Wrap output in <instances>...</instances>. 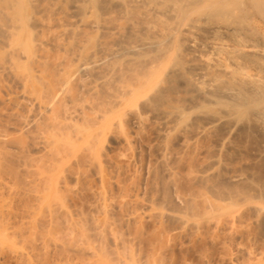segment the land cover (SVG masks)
Masks as SVG:
<instances>
[{
	"label": "bare ground",
	"instance_id": "1",
	"mask_svg": "<svg viewBox=\"0 0 264 264\" xmlns=\"http://www.w3.org/2000/svg\"><path fill=\"white\" fill-rule=\"evenodd\" d=\"M263 25L264 0H0V72H2L1 75L11 77L20 87L21 91L18 93V96H16V105L19 106V110L13 115L15 116L14 118H16V120H14L19 124L17 127L20 128L17 129L23 134L30 135L33 142L35 141L34 143L36 146L33 145L39 150L40 154L38 157H35V161L33 159L31 160L29 156L26 157L24 154L28 168L34 166L33 169L36 168L34 169L35 172L43 174L41 181L44 180V182L56 173L57 176L54 175L55 178L53 177V183L57 186V183H59V180L64 176L67 170H72L74 165L78 168L89 166V169H92V172L96 176L95 180H97V183L100 182V186H102V191L98 190L99 192H94L95 199L97 200V206L94 208L97 207V211L98 209H102L103 213L100 214H104L105 212L106 217L103 219V217L98 216V218H102L103 220H95L92 216L93 214L89 216L88 214L87 216L85 215L86 218L89 219L88 222H90V224L87 222L85 226L88 219H85L84 222L79 219L85 226L83 229H80L84 226L77 221L78 217L75 222L74 219L71 218V220L67 221L70 224L69 227L75 223L73 227L77 224L76 229L81 230L79 232H83L81 241H84L86 238H88L86 241L89 240L88 243L92 240L96 241L95 239L100 241L101 238L107 236L105 239L111 241H109L110 244L108 243L109 245L106 246L108 248H104L103 245L100 246L101 243L99 246L95 243L94 245L92 242L86 245L80 242V240L78 244L76 241L79 238L77 237L76 240V238H72V236V243L70 244V240L68 243L65 241L64 243L66 245L62 240L58 239L59 236L57 237L58 243L55 242L56 238H54V242L58 246L57 248L62 246V248L68 249L67 247H72L77 244V246L69 248V252L77 253V251H79L82 254H86L87 257L91 256L93 257L91 259H96L93 264H99L100 262L101 264L107 262V264H109L111 258H109V261L108 257L111 254L108 252L111 251H107V249H109L110 246L114 248L111 247L110 249L117 253V255L114 254L116 258L118 256L117 259L120 264H157L159 260L162 263L164 262L161 259L163 255L160 254L164 252V248H166L167 252L169 247H167V245H165L166 247L164 246L165 240H160L162 234L161 229L158 231L160 232L158 236L160 239H158L156 238L157 231L154 232L155 235L154 237L151 236V238L150 235L147 236V231L144 230L146 226L144 228L136 226L135 228H131L133 230L137 228V230H134L135 234L133 239H131L129 233L133 230L130 229L132 224L129 220L130 218H128V220L131 224L125 221L129 224V232L126 227L128 234H126V231H124L125 233L123 232V234L119 231L120 234L117 231L118 228L117 230H115L116 228L113 230L112 223L110 224L111 219L108 220L109 216L107 217L109 214L111 218V213L114 212H111V210H109L110 212L107 211L110 205L108 202L111 200L109 197L110 193L109 195L107 193L109 192L107 190L108 185L113 184L114 186V183H109L108 173L110 170H107L109 161L108 150L110 149L109 146H111L109 141L112 142V138L115 139L118 137V134L119 137L122 134L123 136L121 135L120 138H122V142L125 143V147L133 151L132 146L135 137H131V133L127 134L125 129H128L127 127L131 126L130 124L132 122L141 134L147 128L144 129L145 125L148 124L150 120L156 119V121L161 120V122L158 121L159 127L156 129L159 135L157 132L156 133L164 139V142L163 139L162 141L157 139L160 140L162 144L161 150L163 152L162 155L158 154L159 158L160 156L163 158V161L160 162L164 164V173L166 171L167 175L166 173L165 175L168 180L166 178L162 179L166 176L163 175L162 177V174L158 175V169L156 168L155 170L154 166L153 169L157 174H153L154 178L151 180H156V178L162 179L163 181L166 180L163 186V182H161L162 184L160 185V190L164 194V196L162 194L163 200L161 196L160 199L163 202H155L158 199L154 194L156 196L155 201L151 198L146 199V197H144L145 199L142 198L144 200L138 199L135 204L139 205L140 209L141 207L142 209L143 207L146 209L150 207H152V209H157L156 207L160 206L159 213L154 214L153 211L155 209L153 211L151 210L153 215L151 212L148 213L151 214L152 218L154 215L161 217V226L163 227L168 223H165L167 218L175 221L177 224L175 222L173 223L176 225L180 223L181 232H188L187 230H189L196 231L198 234L200 233L202 235L205 233H212L215 236L222 237L223 240L220 238V241L222 240L221 242L223 245L230 246H227L228 249L225 247V253L229 254L230 252V254L229 256L226 255L228 257L225 259L224 263L264 264V181L260 180L257 184V182H252L248 177L247 180H250L248 183V181L245 180L246 178L243 179L244 177L242 178L240 175L234 173H232L234 175H231L228 182L221 180L222 177L220 178V174L223 170L222 168L223 166L226 168V166L223 163L224 160L217 156L219 154L215 155V153L223 152L224 149L230 146L227 144V141L230 139L225 138L226 135L224 138L222 134V136L220 135L221 138L217 136L219 142H216V147L212 146L213 144L211 145L216 152L213 151V148L207 151L209 153L208 155H211V157L208 158V156L206 157L204 155L208 158V160L205 158L206 163L202 161V159L200 165L198 161L200 157L198 156H202L203 154H198L199 149L196 150V146L198 145H196V142L200 140L197 137L200 138L203 136V138H206L207 134L209 132L211 133L212 130L214 131V129L215 131L218 129V134L219 131L223 130V132L228 133V135H232L235 131L240 130H246L245 132L250 134L253 132L255 134L259 133L261 135H259V137H263L262 143L264 145V32L262 31L264 27H261ZM10 88L12 89V87ZM154 121L152 120L151 122ZM4 125L0 124V145H2L7 138V130L3 129L5 128ZM148 127L150 126L148 125ZM136 129L132 130L136 132ZM140 130H142V132ZM172 132H176L181 142L177 141L176 134L171 136ZM191 132L196 136L193 134L189 136L187 134H191ZM136 133L138 134V132ZM186 135L189 140H185L187 138ZM252 136L254 137L253 134ZM168 137H175L176 141L179 144L183 143L184 146H187L186 143L189 141H196L195 144L194 141L193 144L189 142L191 146L188 145L187 148L184 147L183 149V151H185V149L188 150L190 147L189 149H191V151L194 150L191 153L190 150H186L189 154L185 151L188 156L192 154L190 155L191 162L188 166V173L186 171L187 176L190 178L187 177V179L191 182L192 191L190 188V194H188L189 192H187V194H185L186 192L183 194L182 192L178 193L179 191L177 188L175 189V187H177L176 177L178 172L176 169L174 170L173 164L171 163H175L177 157V161L181 162L180 156L183 152H180V156H173L174 144L178 143H174L175 140L173 138V143L170 141L172 145H174L173 148L168 141L172 138L167 139ZM189 137H192L191 139L193 140ZM201 140L203 141L202 138ZM204 141L207 142V140ZM165 142H167V144H165ZM258 143L260 144V141ZM26 145L20 144L21 147H19V149L22 153H25L24 149L27 148ZM152 145H154V142ZM158 145L160 146V144ZM193 145L195 146L192 149ZM201 145H203V143ZM182 146L181 144V149L183 148ZM3 147L0 146V148H3V151L0 149V152L4 153L5 151L4 154H9L10 151H8L4 145ZM207 147L209 146L207 145ZM207 147L205 146L206 149H208ZM5 148L7 152L4 150ZM232 148L235 149L234 146ZM170 150L173 151L171 152ZM176 151L178 152L179 150ZM211 151L214 152V154L212 153L213 155L210 154ZM199 153H201V151H199ZM231 153L233 154V152ZM193 154H195V156ZM2 155L0 154V158ZM5 156L3 157L5 158ZM9 156L6 157L11 160L10 158L12 157L11 155ZM182 156L184 159V155ZM186 159L187 157L185 156V161ZM231 159L232 158H230V161ZM30 160L32 162H30ZM170 160H173V162H170ZM197 162H199V165ZM32 163L35 164L31 165ZM120 164L119 162V165ZM124 164L119 168L118 175L125 170ZM129 164H131V162ZM160 164L162 165V163ZM128 165L127 167L130 166ZM176 165L179 166V164ZM246 167L244 169H246ZM83 169L84 168H82V170ZM235 170L237 171V169ZM152 173H154V171H152ZM253 174L252 172V175ZM155 175H157L156 178ZM38 178L40 177L38 176ZM64 178L65 177H63V179ZM131 178L134 180L133 177ZM137 180L139 179L137 178ZM91 181L92 183L94 182L93 180ZM120 181L119 184H117L120 189L122 188L121 191H125V187L128 185L125 183V186L122 184L123 182ZM143 181L141 180V182ZM180 181L179 184L181 183ZM256 181H258V179ZM61 182H63V180ZM251 182L253 184L255 183V185H249ZM243 183L248 184L243 185ZM157 184L158 182L156 186ZM193 184L194 186L196 185L194 189ZM106 186L107 191L105 190ZM96 187L93 189L95 190ZM143 189L145 190V188ZM128 190H130V188H128L127 191ZM156 191L159 190L157 189ZM127 194L124 196H127ZM138 197H140V195ZM118 204L120 203L118 202ZM122 204H124V202ZM122 204H120V206ZM130 204H127V206ZM113 208L114 207H112V210H114ZM134 208H136V206ZM63 211L65 212V210ZM69 211L70 209L68 212ZM79 214L82 213L80 212ZM51 215L54 214L52 213ZM57 215L59 217L61 214L57 212L54 216L57 218ZM144 216L147 217V215ZM119 218L121 217L119 216ZM162 218H165V221ZM93 219L95 220L93 223L98 222L97 224H92L94 227H91ZM144 219L146 220V218ZM137 220L139 221V217L135 221L137 222ZM55 221V218L54 221L53 218H51V222H49V220L47 222H49L48 225L51 223L53 225ZM47 222L45 225H47ZM58 222L56 221V224L61 225L62 221L60 220V222ZM9 223L10 222H7V224ZM122 223L124 222H121V224ZM163 223L165 224L162 225ZM4 224H6V222ZM127 224L125 226H127ZM110 225L112 226L111 228ZM116 225L114 227H116ZM123 225L124 224H122V226ZM3 226L6 227L7 225ZM89 226L93 229H87ZM55 227L54 225V228ZM60 227L61 226L58 228L57 226L56 228L61 230ZM73 227H71L72 229L69 228V230H71L69 234L72 233V230L73 233L78 232L74 231L75 228L73 229ZM163 227L161 228L163 229ZM67 228L64 230L67 231ZM122 228L123 227H121V229ZM84 229L86 232L83 231ZM181 229H179V231ZM51 230L49 229L50 234ZM175 232H171L173 236L171 234L170 238L172 239L173 237L174 242L175 237H177ZM73 233L71 235H73ZM66 234H68V231ZM165 234L168 235L169 233ZM165 234H163L162 237L165 236ZM213 236L211 235V237ZM84 237L85 239L83 240ZM179 237L180 236H178V238ZM153 238L157 241L156 243ZM178 238L176 240H178ZM151 239L154 242H151ZM257 239H261V245L257 244ZM73 240L76 244L73 243ZM59 241L62 242L60 243ZM136 241H138V243ZM170 241L171 240H169V242ZM216 241L218 242V239ZM171 242V244L174 243L173 239ZM59 243L62 245L60 246ZM146 243H152V246L150 247V245H147L145 247ZM153 243L156 245L157 243H161L162 246L159 244V247L156 248ZM67 244H69V246ZM81 244L83 247L86 245V248H82ZM166 244L169 243L166 242ZM56 245H54L55 248ZM142 246H144L145 249H152L145 254V250H143ZM76 247L78 249H76ZM229 248L230 251L228 252L227 250H229ZM71 249L74 250L72 251ZM104 249L106 250L107 256L103 251ZM160 249L164 250H161V252ZM79 252L78 254H81ZM158 255L161 256L159 259ZM226 256L224 257L226 258ZM164 257L165 256L162 258ZM196 263L197 262H192V264Z\"/></svg>",
	"mask_w": 264,
	"mask_h": 264
},
{
	"label": "rangeland",
	"instance_id": "2",
	"mask_svg": "<svg viewBox=\"0 0 264 264\" xmlns=\"http://www.w3.org/2000/svg\"><path fill=\"white\" fill-rule=\"evenodd\" d=\"M262 28L264 27V25L263 26H261ZM262 31L264 32V28L262 29ZM1 73L2 72H0V76H1V78H0V124H2V125H4V127L5 128H3L4 130H7V132H6V134H7V138L5 139V141H4V143H2V145H0V146H2L3 147V145L7 148V150L8 151H10L9 152V154L7 153V154H4L5 153V151H4V153H1L0 152V154L2 155V154H4V155H2V160H1V158H0V220H1V222H0V264H93V262H95V260H93V259H91V258H93V257H91V256H88L87 257V255L86 254H84V256H83V254L81 253V252H79V251H77V253L76 252H69V248H73V247H75V246H77V244L76 243H74L75 241L73 240V243L74 244H76V245H74V246H70V247H67L68 249H66V248H62V244H60L62 241H63V243L66 241V243H68L69 242V240L71 241V239L72 238H76V240H77V237L79 238L76 242L78 243L79 242V240H80V242H82L83 244H90V242H92L93 244L95 243V244H97L98 246L100 245V243H101V245L100 246H104V248L106 247V246H108L110 243H109V241H107L108 239H105V238H107V236L105 237V238H101V240L99 241L98 239H95L96 241H90L89 243H88V241H86V239H88V238H86L85 239V237L83 238V240L84 241H81L82 240V237L81 236H83V232H79V231H81V230H79V229H76V225H75V227H73L74 226V224H73V221H72V226L71 227H73V229L75 228V230L74 231H78L77 233L76 232H74L73 233V230H72V233H73V235H71V234H69L70 233V231L71 230H69V228H71V227H69L70 226V224H69V220H71V219H74V222L77 220L76 218L78 217V220L77 221H79V223L82 225L83 223L82 222H84L85 221V219L87 220L88 218H86V216H87V214H88V216L89 215H92L94 218H95V220L97 219V220H101L102 218H98V216H100V217H103V219L106 217V215H105V212H104V214H100V213H103V211H102V209H98V211H97V207L96 208H94L95 206H97L96 205V197H95V193L96 192H99L98 190H100V191H102V189H101V187L102 186H100V182H98L97 183V180H95V178H96V176H95V174L92 172L93 170L92 169H89L90 167L89 166H83V167H76V165H74V169L72 168V170H67V172L64 174V176L63 177H65L64 179H63V177L62 176H60V177H62L60 180H59V183H57L58 185L57 186H59V187H57L56 186V184L55 183H53V177L55 178V176H57L56 175V173H54L51 177H49L47 180H46V182H44V180H42L41 181V177L43 176V174L42 173H37V172H35V170L34 169H36V168H34L33 169V167H30V164H29V167L30 168H28V165L26 164V159H25V155H26V157L27 156H29V157H31V160L33 159L34 161H35V157L37 156H39L40 154H39V150L37 149V148H35V146H36V144L33 142V140H32V138H31V136L30 135H28V134H23L22 132H20L18 129L20 128V127H17V126H19V124H17V121L15 122V120H16V118H14L15 116H13V115H15L17 112H18V110H19V106L18 105H16L17 103H16V96H18V93L21 91L20 90V87L18 86V84L11 78V77H6L5 75H1ZM3 77V78H2ZM5 79V80H4ZM4 82V83H3ZM7 84V85H6ZM14 84V85H13ZM13 86H15V87H13ZM8 87V88H7ZM10 87H12V89L10 88ZM10 88V89H9ZM16 89V91H15V89ZM13 90V91H12ZM10 91V92H9ZM15 91V92H14ZM16 93V94H15ZM9 94V95H8ZM7 96H9V97H7ZM14 96V97H13ZM11 97V98H10ZM10 98V99H9ZM9 99V100H8ZM14 101H13V100ZM12 101V102H11ZM15 103V104H14ZM12 105V106H11ZM15 105V106H14ZM15 109H14V108ZM12 108V109H11ZM12 114V115H11ZM12 116V117H11ZM10 118V119H9ZM3 119V120H2ZM15 119V120H14ZM9 120V121H8ZM154 121V122H151V121ZM152 120H150L149 122H148V124H146L145 125V127H144V129H145V131H143L142 132V130H144V129H142V130H140L142 133L140 134L139 133V131L136 129L137 127H135V124L133 123L132 124V122H131V126H129V127H127L128 129H125L126 130V133L128 134V133H131V137H135V139L134 138H131V139H134L133 140V146H132V148H133V151H131L130 149H127L125 146L126 145H124L125 143H123L122 142V138H120L121 137V135H120V137H119V134L117 135L118 137H116L115 139L114 138H112V142L111 141H109L110 142V145L112 146H109V150H108V154H109V161H108V171H109V173H108V178H109V180H110V182L109 183H114V186H113V184H109L108 185V189H107V186H106V188H105V190L107 189L109 192H107L108 193V195H109V193H110V195H109V197H110V199L111 200H109V208H107V211L108 212H110L109 210H111V212L112 211H114V212H112L111 213V216L113 217V220H112V217L110 218V215L108 214L107 215V217L109 216V219L108 220H110L111 219V221H110V224L113 226H111L110 225V228L112 227L113 228V230H114V228H116L115 230H117V228H118V232L120 231V232H122V234H123V232L124 231H126V229L129 227V224H127L126 222L128 221L129 222V220H130V222L132 223H130L131 224V226H130V229L131 228H135L136 226L137 227H145L144 228V230L145 231H147L146 233H147V236H149L150 235V237L151 236H153L154 237V235H155V231H159V229H161L162 230V234H161V239H160V237L158 238V236H159V233L160 232H158L157 233V235H156V238H158V239H160V240H165L164 241V246L165 245H167V247H169L168 248V250H167V252H166V248H164L163 250H164V252H162L163 250L162 249H160V251L162 252V254H160V252L158 251V253L160 254V255H163V256H165L164 258H162L161 256H159L158 255V259H159V257H161V259H162V261H164L163 263L162 262H160V260L158 261V263H162V264H192V262H197L196 264H227V262L226 263H224L225 262V259H227V257L229 256V254H230V248H229V250H227L228 252H229V254H227V253H225L226 251H225V247H230L229 245H223V243L221 242L222 240H223V238L222 237H218V236H215L214 234H212V233H205V234H198V232H196V231H189V230H187L188 232H181L182 231V229H181V225H180V223L178 224V225H176L177 223L175 222V221H172V220H169V219H167L166 218V222L165 223H167V224H165V223H163L162 225H164L165 224V227H163V226H161V217H159V216H156V215H154V217L152 218V216H151V214L153 215V212H154V214H156V213H159V211H160V206H158V207H156L157 209H155V208H153L152 209V207H150V208H148V209H146V208H144L143 207V209H142V207H141V209H140V206L139 205H137V204H135V203H137V200L138 199H140V200H144L145 198L144 197H146V199H149V198H151V199H153L154 201H155V199H156V196H157V199L159 200H156L155 202H160V203H162L163 201V197H162V194H163V192L160 190L161 189V182H163V184H162V186L164 185V183L166 182V180L165 181H163L162 179H167V173H166V171H165V173H166V175H165V173H164V164H163V162H160V161H163V158L160 156V158H159V154L160 155H162L163 154V152H162V144H161V142H160V140L162 141V139H163V137H161V136H158L159 135V132H157L156 131V129H158V124H159V122H161V120L159 121V120H157L156 121V119H152ZM159 121V122H158ZM8 123V124H7ZM150 123V124H149ZM154 124H155V126H154ZM132 125H134V126H132ZM148 125L150 126V127H148ZM157 126V127H156ZM132 127H135V128H132ZM18 128V129H17ZM136 129L137 131L136 132H138V134L134 131V130H132V129ZM149 128H150V130H149ZM153 128V129H152ZM155 128V129H154ZM127 130H128V132H127ZM130 130V131H129ZM149 130V131H148ZM217 131H218V129H216ZM133 131V132H132ZM151 131V132H150ZM154 131H155V133H154ZM213 131V130H212ZM211 131V133L209 132L208 134H207V137L205 138H203V136L202 137H197L198 139H200V140H197V139H195V140H197L198 142H196V141H194L193 139H191L190 137V139L191 140H193L194 141V144H195V142H196V150H198V154H200V155H202V156H198V157H200L199 159H198V161L200 162V165H201V160L202 161H204L205 163H206V160H205V158L208 156V158H210L211 157V155H208L209 153L207 152V151H209V150H211L213 147L212 146H214V147H216L215 146V144H217L219 141L217 140V136L218 137H220L221 138V136L222 135H224L223 136V138L225 137V135H226V137L225 138H229L230 140H228L229 141V143H228V141H227V144H229L230 146L228 147V148H226V149H224V151L223 152H216L215 150H214V148H213V151H215L216 153H215V155L216 154H219V155H217L218 157H220L222 160H224L223 161V163H224V165L226 166V168H224V166H223V170H222V172H221V174H220V178L222 177V179L221 180H223V181H226V182H228V179H230V177H231V175H234V174H238V175H240L243 179H245L246 181H248L247 180V178L248 179H250L252 182L253 181H255V183L257 182V184H258V182L261 180V181H264L263 180V178H264V145H263V137L261 138V137H259V133H256L257 134V136H256V134L253 132V133H246L245 131L246 130H240V131H235L232 135H228V133H226V132H223V130H221V131H219V134L217 133V131H215V129H214V131L212 132ZM158 133V135H157V133ZM214 132H215V134H214ZM120 133H123V132H120ZM137 135V138H136V135ZM224 133V134H223ZM145 134V135H144ZM155 134V135H154ZM173 134H176V132H172V135L171 136H173ZM189 136L190 135H192L193 134V132H191V134L190 133H187ZM214 134V135H213ZM222 134V135H221ZM235 134H236V137H235ZM239 134H241V135H239ZM252 134L254 135V137L252 136ZM133 135H135V136H133ZM151 135V136H150ZM170 135V134H169ZM194 135V134H193ZM213 135V136H212ZM216 135V136H215ZM221 135V136H220ZM238 135V136H237ZM123 136V135H122ZM154 136V137H153ZM175 136V135H174ZM178 135L176 134V138L178 139L177 141L178 142H181L180 141V139L177 137ZM194 136H196V135H194ZM194 136H193V138H194ZM205 136V135H204ZM230 136V137H229ZM234 136V137H233ZM261 136V135H260ZM263 136V135H262ZM148 137V138H147ZM150 137H151V139H150ZM161 137V138H160ZM186 139L185 140H189L188 139V136L186 135ZM233 137V138H232ZM255 137H257V138H255ZM259 137V138H258ZM169 138H172V139H169ZM173 138H174V143H178L177 141H176V138L175 137H168L167 139H169L168 141L170 142H172L173 143ZM196 138V137H195ZM201 138L203 139V141L201 140ZM222 138V139H223ZM231 138H232V141H231ZM244 138V139H243ZM251 138V139H250ZM115 141H114V140ZM141 139V140H140ZM157 139H160V140H157ZM167 139H166V141H167ZM211 139V140H210ZM219 139V138H218ZM240 139V140H239ZM257 139H259V140H257ZM8 140V141H7ZM117 140V141H116ZM119 140V141H118ZM136 140V141H135ZM138 140H139V142H138ZM204 140H207V142L206 141H204ZM213 140V141H212ZM219 140H221V139H219ZM253 140V141H252ZM141 141V142H140ZM167 141V142H168ZM193 141H189V142H192V144H193ZM202 142L203 143V145H201L202 143H200V142ZM212 141V142H211ZM218 141V142H217ZM256 141H260V144L258 143V142H256ZM29 142H31V143H29ZM120 142V143H119ZM147 144H146V143ZM153 142H154V145H152L153 144ZM158 142V143H157ZM160 142V143H159ZM163 142H164V139H163ZM167 142H165V144H167ZM170 142V143H171ZM187 142V141H186ZM186 142H184V143H186ZM189 142H187L186 143V145L187 146H184V144L183 143H178V144H174L175 145V148L173 147L174 145H172V143H171V145H172V147L174 148L173 150H170L171 152L173 151V156H180V154H181V162H178L177 160H178V157H177V160H175L176 162L175 163H171V164H173L172 166L174 167V170L176 169V171L178 172L177 174V177H176V186L177 187H175V189L177 188V190L179 191L178 193H180V192H182V194L184 193V192H186L185 194H187V192H189V189L191 188V182H190V178H189V176H187V173H188V166H189V164H190V162H191V156L190 155H192V154H190L189 156H188V154H189V152H187L188 150H190V153L191 152H193L194 150H192L191 151V149H189L188 148V150L187 149H185V151L188 153L187 155H186V152L185 151H183V149H184V147H188V145H189ZM214 142V143H213ZM217 142V143H216ZM237 142V143H236ZM144 143V144H143ZM150 143H152V144H150ZM208 143V144H207ZM232 143V144H231ZM257 143V144H256ZM1 144V143H0ZM20 144H24V145H26L27 146V148L26 149H24L25 151V153H22L21 152V150L19 149V147H21L20 146ZM29 144V145H28ZM35 146H34V145ZM155 144H156V146H155ZM158 144H160V146L158 145ZM183 145L182 147V149H181V147H180V145ZM213 144V145H212ZM237 144V145H236ZM242 144V145H241ZM109 145V144H108ZM119 145V146H118ZM139 145V146H138ZM171 145L169 144V147L171 148ZM178 145H179V147H178ZM207 145L209 146V147H207ZM212 145V146H211ZM260 145V146H259ZM29 146V147H28ZM154 146H155V148H154ZM163 146H164V144H163ZM189 146H191V145H189ZM194 146L195 145H193V147H192V149L194 148ZM205 146L208 148V149H206L205 148ZM234 146V148L236 149H233L232 147ZM24 147V146H23ZM116 147V148H115ZM135 147V148H134ZM153 147V148H152ZM158 147V148H157ZM159 147H161V148H159ZM177 147V148H176ZM201 147H203V148H201ZM255 147V148H254ZM4 148V147H3ZM3 148H0L1 150L3 149ZM6 148L4 149V150H6ZM31 148H33V149H31ZM118 148V149H117ZM125 148V149H124ZM157 148V149H156ZM241 148H242V150H241ZM262 148V149H261ZM31 149V150H30ZM37 149V150H36ZM116 149V150H115ZM138 149V150H137ZM140 149V150H139ZM181 149V150H180ZM231 149H233V150H231ZM7 150H6V152H7ZM123 150V151H122ZM129 150H130V152H129ZM137 150V151H136ZM176 150H179L178 152L176 151ZM204 150H205V152H204ZM227 150H230V151H227ZM3 151V150H2ZM38 151V152H37ZM110 151V152H109ZM125 151H126V153H125ZM155 151V152H154ZM160 151V152H159ZM199 151H201V153H199ZM236 151V152H235ZM245 151V152H244ZM124 152V153H123ZM134 152V153H133ZM141 152H142V154H141ZM176 152H177V154H176ZM181 152V153H180ZM195 152H197V151H195ZM194 152V153H195ZM203 152V153H202ZM226 152V153H225ZM229 152V153H228ZM231 152H233V154L231 153ZM12 153V154H11ZM14 153V154H13ZM29 153V154H28ZM36 153V154H35ZM113 153V154H112ZM122 155H121V154ZM132 153V154H131ZM157 153V154H156ZM159 153V154H158ZM204 153H206V154H204ZM214 154V152H212L211 151V153L210 154ZM228 153V154H227ZM248 153V154H247ZM17 154V155H16ZM25 154V155H24ZM30 154H33V155H30ZM196 155H198L197 153H195ZM195 154H193L194 156H195ZM212 154V155H213ZM235 154V155H234ZM245 154V155H244ZM247 154V155H246ZM252 154V155H251ZM8 157L9 155H11V157L12 158H10L11 160H9V158H7L6 156ZM15 155V156H14ZM126 157V158H128V159H126L124 156ZM133 155V156H132ZM172 155V154H171ZM182 155H184V159H183V156ZM206 157H205V156ZM228 155V156H227ZM234 155V156H233ZM240 155V156H239ZM3 156H5V158H7V159H5ZM15 158H14V157ZM18 156V157H17ZM34 156V157H33ZM111 156V157H110ZM119 156V157H118ZM142 156V157H141ZM158 156V157H157ZM185 156L187 157V159H186V161H185ZM233 156V157H232ZM236 156V157H235ZM262 156V157H261ZM10 157V156H9ZM28 157V158H29ZM33 157V158H32ZM121 157V158H120ZM122 157H123V159H122ZM156 157H157V159H156ZM171 157V156H170ZM197 157V156H196ZM195 157V158H196ZM225 157V158H224ZM242 157V158H241ZM256 157V158H255ZM261 157V158H260ZM3 158H4V160H3ZM119 158V159H118ZM130 158V159H129ZM155 158V159H154ZM161 158H162V160H161ZM190 158V159H189ZM208 158H206L207 160H208ZM230 158H232L231 159V161H230ZM236 158V159H235ZM241 158V159H240ZM251 158V159H250ZM141 159V160H140ZM160 159V160H159ZM170 159H172V158H170ZM188 159H189V162H188ZM235 159V160H234ZM238 159V160H237ZM24 160H25V162H24ZM30 160V162H32ZM114 160V161H113ZM127 160V161H126ZM133 160V161H132ZM148 160V161H147ZM210 160V159H209ZM243 160H244V162H243ZM3 161H5V162H3ZM41 161V160H40ZM113 161V162H112ZM117 161V162H116ZM121 163L120 165H119V162ZM151 161H153V162H151ZM252 161V162H251ZM2 162V163H1ZM131 162V164H129ZM150 162V163H149ZM155 162V163H154ZM170 162H173V160L171 161L170 160ZM184 164H183V163ZM188 162V163H187ZM199 162H197V164L199 165ZM208 162V161H207ZM236 164H235V163ZM246 162V163H245ZM256 164H255V163ZM4 163V164H3ZM43 163H44V161H43ZM117 163V164H116ZM125 163V164H124ZM133 163H135V164H133ZM160 163H162V165L160 164ZM186 163V164H185ZM253 163V164H252ZM9 164V165H8ZM35 164V163H34ZM33 163L31 164V165H34ZM42 164V163H41ZM124 164V166H125V170H120V171H122L119 175H118V172H119V168L122 166ZM130 167H127V165ZM147 164V165H146ZM176 164H179V166L178 165H176ZM203 164V163H202ZM248 164H250V165H248ZM258 164V165H257ZM118 165V166H117ZM133 165V166H132ZM138 165H140V166H138ZM158 165V166H157ZM176 165V166H175ZM180 165H183V166H180ZM184 165H186V166H184ZM234 165V166H233ZM236 165V166H235ZM245 165V166H244ZM251 165H253V166H251ZM261 167H260V166ZM5 166V167H4ZM112 166V167H111ZM123 166V167H124ZM155 167V170H156V168L158 169L157 170V172H158V175H161L162 177H163V175H165L166 177H164V178H162L161 176H158V177H161L162 179V181L160 180V179H158V178H156V176L157 175H155V178H156V180L155 179H153V180H151L152 178H154V175L153 174H157V173H155V170L153 169L154 167ZM162 166V167H161ZM247 166V167H246ZM250 166V167H249ZM257 166V167H256ZM259 166V167H258ZM7 167V168H6ZM133 167V168H132ZM135 167H136V169H135ZM179 169H178V168ZM222 167V166H221ZM231 167V168H230ZM246 167V169H244ZM253 167V168H252ZM256 167V168H255ZM5 168V169H4ZM32 168V169H31ZM82 168H84L83 170H82ZM88 168V169H87ZM113 168V169H112ZM141 168H142V170H141ZM149 168H151V169H149ZM240 168H241V171H240ZM115 169V170H114ZM148 169V170H147ZM153 169V170H152ZM227 169V170H226ZM235 169H237V171L235 170ZM243 169V170H242ZM33 170V171H32ZM74 170V171H73ZM77 170V171H76ZM86 170H87V172H86ZM113 170V171H112ZM130 172H129V171ZM138 170V171H137ZM149 170H151V171H149ZM161 170H162V172H161ZM179 170H180V172H179ZM247 172H246V171ZM5 171V172H4ZM27 171V172H26ZM73 171V172H72ZM79 171V172H78ZM91 172V173H89V172ZM116 171H117V174H116ZM146 171V172H145ZM151 172V173H149V172ZM152 171H154V173H152ZM186 171H187V173H186ZM227 171V172H226ZM231 171H233V172H231ZM235 171V172H234ZM248 171H250V172H248ZM72 172V173H71ZM79 174H77V173ZM84 172V173H83ZM87 174H86V173ZM111 172V173H110ZM124 172V173H123ZM126 172V173H125ZM132 172V173H131ZM135 172H136V174H135ZM141 172V173H140ZM185 172V173H184ZM231 172V173H230ZM241 172V173H240ZM252 172L254 173V174H256V175H254V177H253V175H252ZM256 172H258V173H256ZM17 173V174H16ZM74 173V174H73ZM83 173V174H82ZM93 173V174H92ZM114 173V174H113ZM131 173V174H130ZM180 173V174H179ZM224 173V174H223ZM232 173H234V174H232ZM246 173H247V175H246ZM263 173V174H262ZM86 174V175H85ZM113 174V175H112ZM128 174V175H127ZM148 174H150V175H148ZM229 174V175H228ZM251 174V175H250ZM258 174H259V176H258ZM55 175V176H54ZM85 175V176H84ZM118 175V176H117ZM126 175V176H125ZM138 175H140V176H138ZM147 175V176H146ZM179 175H181V176H179ZM184 175V176H183ZM222 175V176H221ZM226 175V176H228V177H224V176ZM22 176V177H21ZM38 176L40 177V178H38ZM68 176H70V177H68ZM83 176V177H82ZM95 176V177H94ZM124 176V177H123ZM136 176V177H135ZM251 176V177H250ZM255 176H256V178H255ZM263 176V177H262ZM45 177H47V176H45ZM68 177V178H67ZM85 177V178H84ZM91 179H90V178ZM112 177V178H111ZM117 177V178H116ZM128 177H130V178H128ZM131 177H133L134 178V180L131 178ZM140 177V178H139ZM146 177V178H145ZM150 177V178H149ZM178 177H180V178H178ZM183 177V178H182ZM185 177V178H184ZM187 177L189 178V179H187ZM259 177V178H258ZM262 179H261V178ZM2 178V179H1ZM12 178V179H11ZM82 178H83V181H82ZM116 178V179H115ZM126 178V179H125ZM137 178L139 179V180H137ZM148 178V179H147ZM252 178H255L256 180L258 179V181H256L255 179H252ZM51 179V180H50ZM77 179H79V180H77ZM89 181H88V180ZM114 179V180H113ZM121 181H120V180ZM124 179V180H123ZM131 179V180H130ZM143 181V182H141V180ZM150 179V180H149ZM38 180V181H37ZM49 180V181H48ZM63 180V182H61ZM86 180V181H85ZM91 180H93L94 182L92 183V181ZM116 180H117V182H116ZM126 180V181H125ZM168 180V179H167ZM181 180V181H180ZM250 180L248 181V183L250 182ZM17 181V182H16ZM52 181V182H51ZM64 181H65V183H64ZM119 181L120 182H123L122 184L123 185H125V183H126V185H128V186H126L125 188V191H124V193H123V191H121L122 190V188L120 189L119 188ZM128 181V182H127ZM131 181H132V184H131ZM149 181V182H148ZM179 181L181 182L180 184H179ZM192 181V180H191ZM245 181V182H246ZM43 182V183H42ZM86 182H87V184H86ZM89 182V183H88ZM158 182V184H157V186H156V183ZM250 183L249 185H255V183L253 184V183ZM51 183V184H50ZM62 183V184H61ZM118 183V184H117ZM141 183V184H140ZM150 183V184H149ZM154 183V184H153ZM192 183H194V182H192ZM248 183H243V185H247ZM55 184V185H54ZM83 184V185H82ZM94 184H96V185H94ZM130 184V185H129ZM135 184V185H134ZM183 184V185H182ZM188 184V185H187ZM110 185H112V186H110ZM118 187H117V186ZM154 185V186H153ZM44 186V187H43ZM81 186V187H80ZM97 186V187H96ZM110 186V187H109ZM133 186V187H132ZM147 186H149V187H147ZM178 186H179V188H178ZM196 186V185H195ZM194 186V184H193V189L194 188H196ZM257 186V185H256ZM56 187V188H55ZM64 187V188H63ZM94 187H96L95 188V190L93 189ZM114 187V188H113ZM140 187V188H139ZM147 187V188H146ZM156 187V188H155ZM189 187V188H188ZM3 188V189H2ZM10 188V189H9ZM53 188V189H52ZM57 188H58V190H57ZM92 188V189H91ZM111 188V189H110ZM118 188V189H117ZM128 188H130V190H128L127 191V189ZM143 188H145V190L143 189ZM148 188H150V189H148ZM153 188V189H152ZM163 188V187H162ZM181 188V189H180ZM57 191H56V190ZM97 189V190H96ZM143 191H142V190ZM159 190V191H156V190ZM185 189H187V190H185ZM106 190V191H107ZM117 190V191H116ZM163 190V189H162ZM176 190V191H177ZM184 190V191H183ZM191 191H192V188L190 189ZM2 191V192H1ZM7 191V192H6ZM127 191V192H126ZM137 191V192H136ZM144 191H145V193H144ZM149 191V192H148ZM176 191H174V192H176ZM57 192V193H56ZM93 192V193H92ZM95 192V193H94ZM112 192V193H111ZM126 192V193H125ZM143 192V193H142ZM157 192V193H156ZM117 193V194H116ZM120 193V194H119ZM128 193V194H127ZM130 193V194H129ZM133 193V194H132ZM136 195H135V194ZM191 192H189L188 194H190ZM92 194V195H91ZM127 194V196H124V195H126ZM147 194H149L150 195V197H149V195H147ZM156 196H155V195ZM132 195V196H131ZM140 195V197H138ZM146 195V196H145ZM113 196H114V198H113ZM147 196H148V198H147ZM160 196H161V199H160ZM163 196H164V194H163ZM174 196H175V194H174ZM94 197V198H93ZM118 197V198H117ZM119 197H120V199H119ZM129 198V199H127V198ZM134 197V198H133ZM142 198H144V199H142ZM117 199H119V200H117ZM131 199V200H130ZM66 200V201H65ZM113 200V201H112ZM129 200V201H128ZM111 201V202H110ZM121 201V202H120ZM125 201H127V202H125ZM131 201V202H130ZM134 203H133V202ZM162 201V202H161ZM118 202L120 203V204H122L123 202H124V204H122L121 206H120V204H118ZM128 202H130V203H128ZM116 203V204H115ZM126 203V204H125ZM159 203V204H160ZM60 204V205H59ZM64 204V205H63ZM94 204V205H93ZM118 204V205H117ZM127 204H130L129 206H127ZM156 204V203H155ZM29 205V206H28ZM57 205V206H56ZM125 205V206H124ZM134 205V206H133ZM26 206H27V208H26ZM31 206V207H30ZM34 206V207H33ZM51 206H53V207H51ZM58 206H60V207H58ZM63 208H62V207ZM119 206H120V208H119ZM136 206V208H134ZM22 207V208H21ZM55 207H56V209H55ZM111 207V208H110ZM112 207H114L113 209L114 210H112ZM128 207V208H127ZM58 208V209H57ZM59 208H61V209H59ZM66 208H67V210H66ZM77 208H78V210H77ZM131 208V209H130ZM161 208H162V205H161ZM29 209V210H28ZM34 209V210H33ZM50 209V210H49ZM53 209V210H52ZM65 210V212L63 211V210ZM70 209V211L68 212V210ZM125 211H124V210ZM146 209V210H145ZM155 209V210H154ZM3 210V211H2ZM26 210V211H25ZM56 210V211H55ZM60 212H59V211ZM77 210V211H76ZM100 210V211H99ZM104 210V209H103ZM115 210H118V211H115ZM121 210V211H120ZM128 210V211H127ZM130 210H131V212H130ZM138 210H140V211H138ZM153 212H152V211ZM156 210H157V212H156ZM62 211V212H61ZM67 211V212H66ZM94 211H96V212H94ZM102 211V212H101ZM105 211V210H104ZM123 211V212H122ZM5 212V213H4ZM9 212V213H8ZM26 212V213H25ZM44 212H45V214H47V215H45L44 214ZM55 215L57 212H58V214L60 213L61 215L58 217V215H57V218H56V216H54V215H51L52 213ZM56 212V213H55ZM82 213V214H79V213ZM92 212V213H91ZM121 212H122V215H121ZM141 213V215H142V218H141V215H140V213ZM145 212V213H144ZM148 212H151V214L150 213H148ZM2 213V214H1ZM16 213V214H15ZM63 213H64V216H63ZM77 214V215H73V214ZM123 213H125V214H123ZM136 213V214H135ZM143 213H144V215H147V217L146 216H144L143 215ZM3 214H4V216H3ZM9 214H13L14 215V217H13V215L11 216V215H9ZM67 214V215H66ZM70 214V215H69ZM99 214V215H98ZM113 214V215H112ZM127 214V215H126ZM72 215H73V217H72ZM82 215V216H81ZM104 215V216H103ZM126 215V216H125ZM132 215H133V217H132ZM135 215H137V216H135ZM151 217H150V216ZM160 215V214H159ZM47 216V217H46ZM49 216V217H48ZM63 216V217H62ZM66 216V217H65ZM75 216V217H74ZM97 216V217H96ZM117 216V217H116ZM119 216L121 217V218H119ZM123 216V217H122ZM129 216V217H128ZM131 216V217H130ZM144 216V217H143ZM6 217V218H5ZM7 217H9V218H7ZM30 217V218H29ZM82 217V218H81ZM92 217V218H93ZM125 217V218H124ZM138 217H139V221L137 220V222L135 221L136 219H138ZM2 218V219H1ZM44 218V219H43ZM50 218V219H49ZM51 218H53V221H54V218H55V220L58 222H60V220L62 221L61 222V225L59 224H56V221L54 222V224L52 225V223L51 224H49L48 225V223L49 222H51ZM60 218V219H59ZM71 218V219H70ZM128 218H130L129 220H128ZM133 218V219H132ZM141 218V219H140ZM144 218H146V220L144 219ZM157 218V219H156ZM5 219V220H4ZM11 219V220H10ZM42 219V220H41ZM57 219H59V220H57ZM79 219H81V221L79 220ZM102 219V220H103ZM120 219H122V220H120ZM125 219V220H124ZM152 219V220H151ZM163 219V218H162ZM2 220H3V222H2ZM8 220V221H7ZM45 220H46V222L49 220V222H47V225H45L46 224V222H45ZM68 220V221H67ZM95 220L93 219L92 220V223H91V227L94 225V224H97V222L96 223H93V222H95ZM153 220H155V221H153ZM157 220V221H156ZM164 221H165V218L163 219ZM36 221V222H35ZM38 221V222H37ZM40 221V222H39ZM89 221V219L86 221V223H85V226H86V224H87V222ZM90 221H91V217H90ZM126 221V222H125ZM143 223H141V222ZM146 221V222H145ZM163 221V222H164ZM6 222V224H4ZM7 222H10L9 224H7ZM58 222V223H59ZM121 222H124V223H122V224H124L123 226H122V224H121ZM173 222H175V223H173ZM2 223V224H1ZM22 223V224H21ZM35 223V224H34ZM36 223H37V225H36ZM40 223H42V224H40ZM76 223H78V222H76ZM89 224H90V222H88ZM114 223V224H113ZM138 223V224H137ZM88 224V225H89ZM93 224V225H92ZM117 224V225H116ZM119 224V225H118ZM127 224V226H125ZM2 225V226H1ZM3 225H7L6 227L5 226H3ZM54 225L57 227L58 226V228H59V226H61L60 227V229L61 230H59L58 228H54ZM79 225V224H78ZM81 225H80V227H81ZM116 225V227H114ZM140 225V226H139ZM158 225V226H157ZM169 225V226H168ZM38 226H39V228H38ZM41 226V227H40ZM44 226V227H43ZM83 226H84V224H83ZM85 226L84 227H81L80 229H83V228H85ZM118 226V227H117ZM123 227L122 229H121V227ZM159 226H160V228H159ZM180 226V227H179ZM68 227V228H67ZM94 227V226H93ZM127 227V228H126ZM157 227V228H156ZM161 227H163V229L161 228ZM179 227V228H178ZM46 228V229H45ZM66 228H67V231H68V234H66L67 233V231H65L66 230ZM78 228V227H77ZM176 228V229H175ZM48 229V230H47ZM49 229L51 230V234H50V231H49ZM65 229V230H64ZM72 229V228H71ZM87 229H93V228H90V226H89V228L87 227ZM120 229V230H119ZM147 229V230H146ZM164 229H165V231H164ZM166 229H167V231H166ZM175 229V230H174ZM179 229H181L180 231H179ZM1 230H3V231H1ZM111 230V229H110ZM123 230V231H122ZM131 230H133V229H131ZM134 230H137V228L136 229H134ZM134 230L133 231H131L130 233H129V235H130V237H131V239H133V237H134ZM169 230H172V231H169ZM84 232H86L85 231V229L83 230ZM88 231V230H87ZM92 231V230H91ZM117 231H115V232H117ZM144 231V232H145ZM164 231V232H163ZM177 234V237H175V242H174V238L172 237V239H173V244H171L172 242V239H170L171 238V234L172 233H174V232ZM89 232V231H88ZM93 232V231H92ZM92 232H90V233H92ZM113 232V231H112ZM114 232V233H115ZM119 232V233H120ZM128 232H129V228H128ZM133 232V233H132ZM172 232V233H171ZM196 232V233H195ZM57 233V234H56ZM125 233V232H124ZM132 233V234H131ZM154 233V234H153ZM165 233H169L168 235H166ZM181 233V234H180ZM53 234V235H52ZM81 234V235H80ZM87 234V233H86ZM85 234V235H86ZM121 234V233H120ZM126 234H128L127 233V231H126ZM163 234H165V236H163L162 237V235ZM176 234H174V235H176ZM193 234V235H192ZM198 234V235H197ZM57 235V236H56ZM84 235V236H85ZM90 235V234H89ZM128 235V236H129ZM133 235V236H132ZM187 235V236H186ZM194 237H192V236ZM196 235V236H195ZM200 235V236H199ZM206 235H208V236H206ZM211 235L213 236V237H211ZM33 236V237H32ZM59 236V238L58 239H60V240H62L59 244H60V248H57L58 246L56 245V243H58V239H57V237ZM62 236V237H61ZM69 236V237H68ZM71 236H72V238H71ZM73 236H75V237H73ZM127 236V237H128ZM172 236H173V234H172ZM178 236H180L179 238H178ZM183 236V237H182ZM190 236H191V238H190ZM87 237H88V234H87ZM130 237H128V238H130ZM149 237V238H150ZM187 237H188V239H187ZM202 237H203V239H202ZM211 238V240H210V238ZM216 237V238H215ZM218 237V238H217ZM54 238H56L55 240V242H54ZM152 238V237H151ZM163 238V239H162ZM178 238V240H176ZM190 238V239H189ZM197 238V239H196ZM214 238V239H213ZM220 238L222 239L221 241H220ZM104 239V240H103ZM110 239V238H109ZM155 238H153V240H154ZM179 239H180V241H179ZM196 239V240H195ZM208 239V240H207ZM213 239V240H212ZM218 239V242L216 241V240ZM99 242H98V241ZM104 242H103V241ZM157 240V239H156ZM160 240H159V242H160ZM169 240H171L170 242H169ZM258 241H257V244L259 245L260 244V241H261V239H257ZM151 242H154V241H152V239L150 240ZM162 241V242H163ZM54 244H53V243ZM79 242V243H80ZM105 242H106V244H105ZM111 242V241H110ZM137 243H138V241H136ZM157 241H155V243H156ZM161 242V243H162ZM166 242L167 243H169V244H166ZM213 244H212V243ZM72 243V241L70 242V244ZM78 243V244H79ZM109 243V244H108ZM148 243H150V242H148ZM148 243H146V245H145V247L148 245H150V247L152 246V243L151 244H148ZM155 243H153L155 246H156V248H158L159 247V244L161 245V243H157V245L155 244ZM195 243V244H194ZM206 245H205V244ZM221 243V244H220ZM65 244V243H64ZM94 244V245H95ZM163 244V243H162ZM175 244H176V247H175ZM181 244V245H180ZM185 244V245H184ZM225 244V243H224ZM226 244H228V243H226ZM262 244V243H261ZM260 244V245H261ZM54 245H56V248H55V246ZM66 245V244H65ZM68 246H69V244H67ZM86 245H84V247L82 246V244H81V247L82 248H86ZM178 245H180V246H178ZM183 245V246H182ZM191 245V246H190ZM64 246V245H63ZM162 246V245H161ZM173 246V247H172ZM189 248H188V247ZM201 246V247H200ZM205 246V247H204ZM217 246V247H216ZM222 246H223V249H222ZM87 247H89V246H87ZM112 246H110L109 247V249H107V251H111V252H108V253H110L111 255H109V257H108V260H109V258H111L109 261V264L111 263V264H120L119 263V261H118V256H117V258L115 257L116 255H117V253H115L112 249H110ZM145 247L144 246H142V248H143V250H145V254H146V252H149V250L150 249H152V248H148V249H145ZM166 247V246H165ZM172 249H171V248ZM187 247V248H186ZM211 247V248H210ZM228 247H227V249H228ZM62 248V249H61ZM80 248V247H79ZM106 248H108V247H106ZM113 248V247H112ZM220 248V249H219ZM76 249H78L77 247H76ZM114 249V248H113ZM182 249V250H181ZM72 251L74 250V249H71ZM159 250V249H158ZM188 250V251H187ZM206 250V251H205ZM221 250V251H220ZM48 251V252H47ZM104 252L106 251L105 249L103 250ZM210 251V252H209ZM220 251V252H219ZM78 252L79 253H81V254H78ZM113 252V253H112ZM140 252V251H139ZM144 252V251H143ZM173 254H172V253ZM201 252V253H200ZM213 252V253H212ZM50 253V254H49ZM116 255H115V254ZM157 253V252H156ZM165 253V254H164ZM168 253V254H167ZM222 253V254H221ZM105 254H106V252H105ZM204 254V255H203ZM224 254V255H223ZM82 257H80V256ZM86 255V256H85ZM113 255V256H112ZM203 255V256H202ZM207 255V256H206ZM214 255V256H213ZM226 255H228V256H226ZM106 256H107V254H106ZM167 256V257H166ZM169 256V257H168ZM224 256H226V258L224 257ZM113 257V258H112ZM156 257H157V255H156ZM200 257H202L203 258V260H202V258H200ZM223 257V258H222ZM48 258V259H47ZM171 258V259H170ZM173 258V259H172ZM216 258V259H215ZM90 259V260H89ZM157 259V260H158ZM163 259H165V260H163ZM206 259H208V260H206ZM214 259V260H213ZM224 259V260H223ZM171 260V261H170ZM173 260V261H172ZM201 260V261H200ZM217 260V261H216ZM115 261H118V262H115ZM170 262V263H169ZM98 263V262H97ZM108 263V262H107ZM107 263H103V264H107ZM157 263V264H158ZM99 264H101V262L99 263Z\"/></svg>",
	"mask_w": 264,
	"mask_h": 264
}]
</instances>
